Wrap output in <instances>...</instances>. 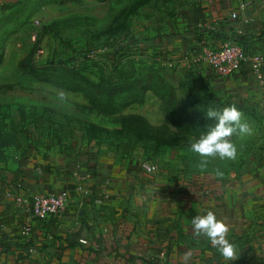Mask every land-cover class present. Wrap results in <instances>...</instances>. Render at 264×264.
<instances>
[{"label":"crops","instance_id":"0c3cea01","mask_svg":"<svg viewBox=\"0 0 264 264\" xmlns=\"http://www.w3.org/2000/svg\"><path fill=\"white\" fill-rule=\"evenodd\" d=\"M22 2L0 0V11ZM185 6L182 33L166 28L165 34L150 39L164 56L166 69L173 62L199 65L195 53L233 38L246 53L264 54V15L255 19L256 9H248L250 20L231 16L237 0H194ZM199 66L211 76L206 79L198 70L200 80L214 79L210 85L218 97L241 104L242 96L258 92L247 63L224 78ZM10 88L0 84V90ZM260 90L257 103L264 107V85ZM7 105L0 104V264H185L186 251L192 253L187 264H264V140L261 145L258 139L247 143L251 151L243 165L262 167L255 173L259 176L250 168L239 178L232 165L227 174L220 169L223 176L199 167L151 171L128 166L117 152L93 146L71 155L58 148L59 155H50L30 140L18 155L16 148L22 145L16 127L24 121L6 115ZM259 121L264 123V116ZM256 153L260 159L253 164ZM81 182L88 191L74 192L61 214L35 218L31 232L22 233L28 215L16 195L28 198L65 187L74 191ZM207 211L228 225L226 238L235 245L238 259L225 260L206 237L194 236L191 219Z\"/></svg>","mask_w":264,"mask_h":264},{"label":"rangeland","instance_id":"374dc122","mask_svg":"<svg viewBox=\"0 0 264 264\" xmlns=\"http://www.w3.org/2000/svg\"><path fill=\"white\" fill-rule=\"evenodd\" d=\"M45 1L52 2L40 7ZM193 1L23 0L0 11V53L3 52L0 84L12 85L10 89L0 90V104L4 106L8 103L3 107L6 115L12 119L19 116L24 121L15 126L19 131L18 141L22 145L16 148L17 154L25 149V142L32 140L46 148L50 155L54 152L59 155L58 148L63 154L71 155L93 146L117 152L125 158L128 166L155 165L156 171L169 167H176V171L180 167L196 170L198 167L201 157L189 151L190 143L199 138L195 132L184 135L180 145H159L152 139L138 137L120 128L116 117L97 111L87 112L81 107L87 104V96L79 90H68L56 81L64 65L69 64L96 82L104 74L116 80L120 71L133 70L135 76L141 77L157 73L176 85L180 100L189 109L196 101L207 100L211 96L224 101V107L235 105L243 113L244 120L254 118L257 121L249 122L253 134L244 137L233 135L231 140L237 147V158L234 161L209 158L207 168L226 172L232 165L236 168L238 178L242 177V170L251 168L254 171L252 175L262 170L264 167L243 165L247 163L245 157L251 151L246 148L247 143L258 139L261 145L264 140H261L264 123L259 121L264 116V107L257 103L264 83L257 82L258 92L242 96L241 104L232 97H218L210 85L214 79H208L207 84V81L200 80L201 73L205 78L211 77L201 66L173 62L166 69L162 62L164 56L150 43V39L165 34L166 28L172 29L175 34L182 33L185 25L180 15L185 4ZM237 1L236 19L248 17L251 20L252 13L247 12L250 7L256 9L255 19L259 20L264 15V0ZM38 39L32 65L42 71L45 80L35 73L24 74L19 68V61L30 52ZM209 75L218 76L214 73ZM123 112L142 113L154 124L168 121L163 112L162 100L151 90L147 92L144 103H134ZM5 126L8 127L2 124V127ZM257 159L260 158L256 153L253 164L257 163Z\"/></svg>","mask_w":264,"mask_h":264},{"label":"trees","instance_id":"16d2710c","mask_svg":"<svg viewBox=\"0 0 264 264\" xmlns=\"http://www.w3.org/2000/svg\"><path fill=\"white\" fill-rule=\"evenodd\" d=\"M49 2L52 1L41 3L40 7ZM234 39L239 42L238 39ZM38 43L39 39L34 43L30 52L19 61V68L24 74L35 73L37 77L45 80L42 71L32 65ZM243 48L245 50L244 46ZM2 61L3 52L0 53V64ZM56 81L68 90L82 91L87 96L88 101L81 107L85 108L87 112L97 111L110 117H116L120 123V128L130 131L138 137L152 139L159 145H180L184 135L194 132L200 137L210 126L216 123L215 120L206 117L207 108L209 106L216 109L224 107V103L210 95L211 98L196 101L192 109H189L180 100L176 87L157 73H150L141 77L135 76L133 70L120 71L116 80H113L110 75L104 74L96 82L80 74L74 65L65 64ZM6 86L11 87L12 85L6 84ZM149 90L162 100L163 112L167 122L154 124L142 113L123 112L125 108L134 103H144ZM201 106L204 108H200Z\"/></svg>","mask_w":264,"mask_h":264},{"label":"clouds","instance_id":"9594fccd","mask_svg":"<svg viewBox=\"0 0 264 264\" xmlns=\"http://www.w3.org/2000/svg\"><path fill=\"white\" fill-rule=\"evenodd\" d=\"M206 117L215 120L216 123L200 137L190 143L189 151L201 157L198 167L207 168L209 158L219 157L221 160H235L237 147L232 142L233 135L244 137L253 134L249 122L243 119V113L235 106L229 105L222 109L211 106L207 108ZM217 176H223V172L216 169ZM191 225L195 237H206L220 255L228 261L239 258L236 247L226 238L229 231L228 225L217 218L213 211H207L205 215L197 214L191 219ZM191 251H186L183 260L185 264L191 258Z\"/></svg>","mask_w":264,"mask_h":264},{"label":"built area","instance_id":"2783aa9c","mask_svg":"<svg viewBox=\"0 0 264 264\" xmlns=\"http://www.w3.org/2000/svg\"><path fill=\"white\" fill-rule=\"evenodd\" d=\"M231 16L236 18L237 11H232ZM195 62L203 65L205 69L220 77H227L239 71L244 63L248 64L247 72L259 83H264V54L246 53L243 46L234 38L224 41L217 47H206L194 54ZM151 171H156L155 165H150ZM83 182L71 188H61L55 192H36L31 197L16 195L26 205L27 218L22 225V233L29 234L32 230V221L35 218L45 219L52 215H59L66 208L68 200L74 192L88 191Z\"/></svg>","mask_w":264,"mask_h":264}]
</instances>
